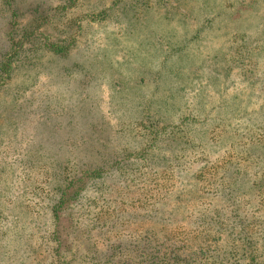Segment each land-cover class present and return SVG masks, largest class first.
<instances>
[{
    "label": "rangeland",
    "instance_id": "374dc122",
    "mask_svg": "<svg viewBox=\"0 0 264 264\" xmlns=\"http://www.w3.org/2000/svg\"><path fill=\"white\" fill-rule=\"evenodd\" d=\"M93 4V12L105 11L103 20L90 18L96 14L89 10ZM7 14L0 6V60L7 48ZM24 14L19 23L29 17ZM49 14L40 29L56 45L72 43L69 50L56 54L38 44L29 53L22 51L10 75L0 76V235L15 220L28 225L33 219L42 221L47 185L54 186L43 156L67 158L82 148L89 135L74 133L76 127L83 131L134 122L140 110L169 120L174 115L161 111L171 103H182L175 115L206 117L234 94H239L238 109L243 111L264 105V59L249 56L259 45L264 0H76ZM237 114L241 119L242 113ZM247 159L240 164L245 166L242 175L254 183L250 205L259 201V188L264 203V177L259 176L264 175V140ZM212 161L222 163L218 157ZM8 163L14 164L12 169ZM225 173L233 178L237 170ZM211 196L188 205L174 201L165 229L180 236L197 227L196 215L220 208L221 199ZM133 207L124 215L136 214L132 220L137 224L145 221L141 212L148 208ZM111 209L95 207L90 213L103 218L114 214ZM68 224L62 215L58 238L65 254L73 257L77 240H70ZM134 227L132 223L128 230ZM12 254V259L1 257L0 264H20Z\"/></svg>",
    "mask_w": 264,
    "mask_h": 264
},
{
    "label": "trees",
    "instance_id": "16d2710c",
    "mask_svg": "<svg viewBox=\"0 0 264 264\" xmlns=\"http://www.w3.org/2000/svg\"><path fill=\"white\" fill-rule=\"evenodd\" d=\"M59 1L54 6L55 0H0L9 16L7 48L0 60L2 79L19 66L22 51L29 53L38 44L56 54L69 50L72 43L56 45L40 29L51 9L71 7L76 0ZM94 9L93 4L89 10L96 13ZM26 12L29 17L19 23L18 17ZM104 12L90 18L103 20ZM260 32L259 45L249 50L250 58L257 61L264 59V26ZM171 87L175 90V85ZM239 102V94H234L206 117L175 115V107L182 103H171L166 112L158 109L174 115L169 120L140 110L134 122L83 131L76 127L74 133L89 135L82 148L67 158L43 156L54 186L47 185L42 221L33 219L28 225L15 220L4 229L0 260L12 259L13 252L20 264H264L263 189H258L259 201L250 205L254 183L242 175L245 166L240 164L256 155L263 143L264 105L249 112L238 109ZM237 113H242L245 124L238 122ZM251 122L255 123L249 127ZM131 142L137 147L131 148ZM212 157L222 163L214 164ZM228 169L237 170L236 177L226 176ZM205 195L220 198V208L196 215L197 227L172 236L165 229L172 217L170 205L199 202ZM138 205L148 209L141 212L145 221L137 224L132 220L136 214L130 217L124 212ZM110 206L114 214L103 218L90 213L95 207ZM62 215L68 217L70 240H77L73 257L65 254L58 238ZM132 223L134 229L128 230Z\"/></svg>",
    "mask_w": 264,
    "mask_h": 264
}]
</instances>
